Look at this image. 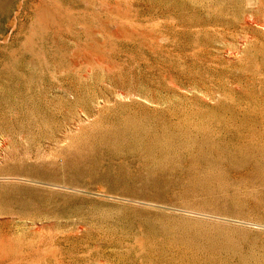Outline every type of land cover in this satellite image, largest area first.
I'll use <instances>...</instances> for the list:
<instances>
[{"label":"rangeland","instance_id":"1","mask_svg":"<svg viewBox=\"0 0 264 264\" xmlns=\"http://www.w3.org/2000/svg\"><path fill=\"white\" fill-rule=\"evenodd\" d=\"M0 264H264V0H0Z\"/></svg>","mask_w":264,"mask_h":264}]
</instances>
